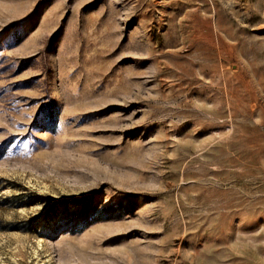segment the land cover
<instances>
[{"label":"rangeland","instance_id":"374dc122","mask_svg":"<svg viewBox=\"0 0 264 264\" xmlns=\"http://www.w3.org/2000/svg\"><path fill=\"white\" fill-rule=\"evenodd\" d=\"M0 264H264V0H0Z\"/></svg>","mask_w":264,"mask_h":264}]
</instances>
